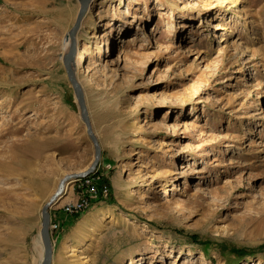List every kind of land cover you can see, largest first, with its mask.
Returning <instances> with one entry per match:
<instances>
[{"label":"rangeland","instance_id":"rangeland-1","mask_svg":"<svg viewBox=\"0 0 264 264\" xmlns=\"http://www.w3.org/2000/svg\"><path fill=\"white\" fill-rule=\"evenodd\" d=\"M88 4L73 75L110 192L69 216L68 182L51 264H264V0ZM78 8L0 0V264H39L43 204L93 158Z\"/></svg>","mask_w":264,"mask_h":264},{"label":"water","instance_id":"water-1","mask_svg":"<svg viewBox=\"0 0 264 264\" xmlns=\"http://www.w3.org/2000/svg\"><path fill=\"white\" fill-rule=\"evenodd\" d=\"M78 1H79V8L76 14L75 21L68 30V35L70 37V50L62 59V63H63V67L65 70L66 78L69 81L73 89L74 95L76 97L78 108L80 111V117L85 125L88 137L92 142L94 153H93V158L91 162L86 168L78 172L66 174L60 179L55 192L48 198V200L44 203V205L41 208L40 235H41L42 245H43V255L41 257L39 264H50L51 262L52 243H51L50 233L48 230V217H49L48 209L50 205L57 199V197L61 193L63 189V184L65 182H70L72 180H75L77 178H80L82 176L92 173L96 169V165L100 158V148H99V145H98V142L95 136H93V133H92L89 116H88L85 101L83 98V92L81 88L78 86L77 82L75 81V78L71 71V61L73 60V57L76 52V43H75V38H74L75 33L79 27L80 21L88 5V0H78Z\"/></svg>","mask_w":264,"mask_h":264},{"label":"built area","instance_id":"built-area-1","mask_svg":"<svg viewBox=\"0 0 264 264\" xmlns=\"http://www.w3.org/2000/svg\"><path fill=\"white\" fill-rule=\"evenodd\" d=\"M98 171L99 169L70 182V184L74 185L72 188L76 189L79 194H77L76 197L72 195L70 198L62 202L59 206L62 213L69 216L79 215L89 209L95 201L107 197L110 192L109 184L102 180L103 175ZM60 226V221L50 220L49 228L51 232L54 230L57 231Z\"/></svg>","mask_w":264,"mask_h":264},{"label":"bare ground","instance_id":"bare-ground-1","mask_svg":"<svg viewBox=\"0 0 264 264\" xmlns=\"http://www.w3.org/2000/svg\"><path fill=\"white\" fill-rule=\"evenodd\" d=\"M89 1L90 0H88V3H89ZM79 2V1H78ZM89 5V4H88ZM87 5V6H88ZM86 11V10H85ZM85 14V13H84ZM93 16L94 17H101V14H100V12L99 11H96L94 14H93ZM189 19V18H188ZM80 23H81V21H80ZM79 26H80V24H79ZM187 25H185V24H182L180 27H182V28H185ZM216 26V25H215ZM79 28V27H78ZM106 28V27H105ZM78 30V29H77ZM76 33H77V31H76ZM76 33H75V43H76V52H75V55H74V57H73V60L71 61V71H72V74H73V72H75L76 70H77V68H79V65H81V62H82V54H81V52H82V50L83 49H85V47H86V45H83L82 46V49H79L78 50V48L79 47H77V40H76ZM107 33V32H106ZM105 33V34H106ZM64 45L66 46V48H68L69 50H70V37H69V35H66L65 36V40H64ZM68 50V51H69ZM78 50V51H77ZM123 54H125V56H127V55H129V54H127L126 53V50L125 49H123V47H118L117 48V50H116V58H120L121 57V55H123ZM82 66H83V64H82ZM74 76V75H73ZM74 78H75V76H74ZM78 80H79V82H80V78L78 77ZM78 80H76L75 79V81L77 82V84H78ZM78 86H79V84H78ZM80 87V86H79ZM81 88V87H80ZM82 90V89H81ZM83 92V91H82ZM76 98V97H75ZM90 121V120H89ZM91 125V124H90ZM85 130H86V128H85ZM87 133V132H86ZM92 133H93V131H92ZM88 135V134H87ZM93 136H94V134H93ZM91 141V140H90ZM92 143V142H91ZM93 146V145H92ZM93 150H94V148H93ZM89 165V164H88ZM87 165V166H88ZM74 173V172H73ZM69 174V173H68ZM61 179V178H60ZM60 179L58 180V182H57V184H56V187H55V189L53 190L54 192H55V190H56V188H57V185H58V183H59V181H60ZM72 181H74V180H72ZM71 182V181H70ZM74 185H71V187H73ZM67 187H68V182H65L64 184H63V189H67ZM63 189H62V191H63ZM52 191V193H51V195L54 193ZM62 191H61V193H62ZM61 193L59 194V196L61 195ZM50 195V196H51ZM58 196V197H59ZM57 197V198H58ZM48 200V199H47ZM46 202V201H45ZM44 205V204H43ZM49 212V211H48ZM80 215V214H79ZM62 224V223H61ZM49 226H50V223H49V217H48V230L50 229L49 228ZM39 233H40V231H39ZM49 233H50V231H49ZM40 239H41V235H40ZM41 243H42V239H41ZM67 249L65 250V251H67V252H69L70 254H71V252H73V253H75V251H76V249H74V247H72V246H70V245H66L65 246ZM66 252V253H67ZM42 255H43V245H42V254H41V256H40V260H41V257H42ZM52 257V256H51ZM50 264H51V262H50Z\"/></svg>","mask_w":264,"mask_h":264},{"label":"crops","instance_id":"crops-1","mask_svg":"<svg viewBox=\"0 0 264 264\" xmlns=\"http://www.w3.org/2000/svg\"><path fill=\"white\" fill-rule=\"evenodd\" d=\"M78 11V10H77ZM53 216H54V218L55 219H63V218H66L64 215H62V213L60 212V210H58V211H52L51 213H49V223H50V220L53 218ZM69 220V219H68ZM67 220V221H68ZM51 237V236H50Z\"/></svg>","mask_w":264,"mask_h":264}]
</instances>
